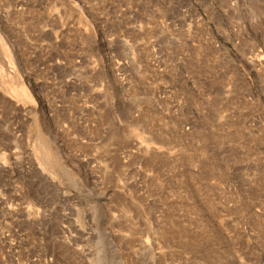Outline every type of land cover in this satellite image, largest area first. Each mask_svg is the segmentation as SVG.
Instances as JSON below:
<instances>
[{"label":"rangeland","instance_id":"1","mask_svg":"<svg viewBox=\"0 0 264 264\" xmlns=\"http://www.w3.org/2000/svg\"><path fill=\"white\" fill-rule=\"evenodd\" d=\"M0 264H264V0H0Z\"/></svg>","mask_w":264,"mask_h":264},{"label":"bare ground","instance_id":"2","mask_svg":"<svg viewBox=\"0 0 264 264\" xmlns=\"http://www.w3.org/2000/svg\"><path fill=\"white\" fill-rule=\"evenodd\" d=\"M4 52H5V50H4ZM10 59H11V57H10Z\"/></svg>","mask_w":264,"mask_h":264}]
</instances>
